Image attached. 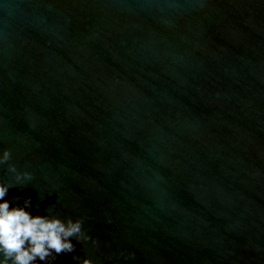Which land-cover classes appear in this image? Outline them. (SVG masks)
Returning <instances> with one entry per match:
<instances>
[{"label":"water","instance_id":"obj_1","mask_svg":"<svg viewBox=\"0 0 264 264\" xmlns=\"http://www.w3.org/2000/svg\"><path fill=\"white\" fill-rule=\"evenodd\" d=\"M6 149L50 264H264V0H0Z\"/></svg>","mask_w":264,"mask_h":264},{"label":"clouds","instance_id":"obj_2","mask_svg":"<svg viewBox=\"0 0 264 264\" xmlns=\"http://www.w3.org/2000/svg\"><path fill=\"white\" fill-rule=\"evenodd\" d=\"M10 158L11 151L6 149L0 156V163ZM10 170L15 172V165H10ZM22 177L31 178V173L17 174L18 180ZM10 186L0 182V264H50V257L55 261L58 255L74 251L70 237L78 241L90 239L81 219L65 221L59 216H33L26 210L31 206L30 199L24 201V207H11L4 199ZM74 259L77 264H94L91 258Z\"/></svg>","mask_w":264,"mask_h":264}]
</instances>
